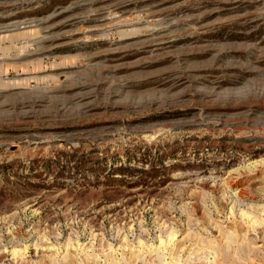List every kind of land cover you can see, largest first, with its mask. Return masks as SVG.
<instances>
[{"label":"rangeland","instance_id":"374dc122","mask_svg":"<svg viewBox=\"0 0 264 264\" xmlns=\"http://www.w3.org/2000/svg\"><path fill=\"white\" fill-rule=\"evenodd\" d=\"M0 264H264V0H0Z\"/></svg>","mask_w":264,"mask_h":264}]
</instances>
